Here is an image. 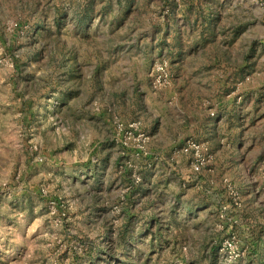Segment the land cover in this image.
<instances>
[{"label": "rangeland", "instance_id": "1", "mask_svg": "<svg viewBox=\"0 0 264 264\" xmlns=\"http://www.w3.org/2000/svg\"><path fill=\"white\" fill-rule=\"evenodd\" d=\"M121 231L264 264V0H0V264H123L86 250Z\"/></svg>", "mask_w": 264, "mask_h": 264}, {"label": "trees", "instance_id": "2", "mask_svg": "<svg viewBox=\"0 0 264 264\" xmlns=\"http://www.w3.org/2000/svg\"><path fill=\"white\" fill-rule=\"evenodd\" d=\"M156 219H157V217H156ZM98 220H99L98 218H95L94 220L89 221L90 222L89 225H92L95 228ZM103 220L104 219H102L101 222H98L97 225L100 226L102 224ZM149 226H150L149 230H150L151 235H152V238H151L152 244H158V242H160V244H162L161 241H167L169 239L165 235V233H166L165 228L168 225H166V227H165L160 223V221H158L156 227L154 228L153 222L151 221ZM126 232L127 231H123V232L121 231L119 233V236H118L117 244L114 247L108 246V248L105 250L100 245V242H96V241L91 242L90 243L91 245H89V248H86V250H88V254L91 258V262L94 260H98V259H110V258H112L116 262H122L123 264H129L130 259L124 260L121 257V252H123V254L124 253L129 254L125 249L122 248V246H120V245H123V243L125 242V240H123V238H125L127 236ZM129 234L131 235V238H132L133 237L132 231H129ZM84 244L86 246V241H84L83 245ZM77 251H78V249H77Z\"/></svg>", "mask_w": 264, "mask_h": 264}, {"label": "crops", "instance_id": "3", "mask_svg": "<svg viewBox=\"0 0 264 264\" xmlns=\"http://www.w3.org/2000/svg\"><path fill=\"white\" fill-rule=\"evenodd\" d=\"M211 30H213V27H211Z\"/></svg>", "mask_w": 264, "mask_h": 264}]
</instances>
